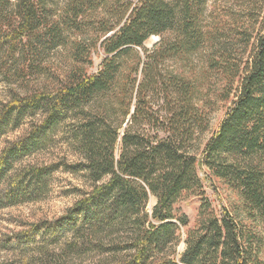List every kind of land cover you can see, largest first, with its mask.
Returning a JSON list of instances; mask_svg holds the SVG:
<instances>
[{"label":"trees","instance_id":"obj_1","mask_svg":"<svg viewBox=\"0 0 264 264\" xmlns=\"http://www.w3.org/2000/svg\"><path fill=\"white\" fill-rule=\"evenodd\" d=\"M52 2L0 0V142L23 131L0 150V210L42 201L58 170L84 185L2 246L17 264H264V0ZM59 133L74 161H29ZM211 178L242 218L215 211Z\"/></svg>","mask_w":264,"mask_h":264},{"label":"rangeland","instance_id":"obj_2","mask_svg":"<svg viewBox=\"0 0 264 264\" xmlns=\"http://www.w3.org/2000/svg\"><path fill=\"white\" fill-rule=\"evenodd\" d=\"M56 7L60 9L65 0H52ZM227 0H218L219 3ZM160 40L158 36H152L146 43L145 47L151 49ZM100 55L94 56V67L92 72H96L101 63ZM8 87L0 82V104L2 101L8 99ZM231 102L219 103L218 109L212 114L211 128L206 134L205 138H209L212 133L218 130L221 121L225 118ZM22 129L11 132L5 136L0 142V150L5 146L6 142L10 139L13 140L22 134ZM67 155L68 159L74 161L75 158L69 154L67 148L66 138L62 133L56 136V139L51 143L48 148L42 153L35 155L29 161L38 163L51 162L54 159ZM200 173L202 177L207 175L206 168H201ZM84 185V178L82 174H71L63 170H58L54 173L51 180V188L49 193L43 198L42 201L27 203L21 206H15L0 210V262H9L10 264H17L18 254L13 251L6 250L2 246L4 235H8L21 229H27L30 223L48 220L53 221L63 215L67 208H69L77 199L78 188ZM206 196L211 202L212 207L218 213L223 210H228L237 217H241L240 207L241 200L237 193L226 186L221 181L211 178L205 179L204 187ZM155 198H151L148 204V210H151L155 205ZM201 205V199L197 196L187 195L180 202L179 206L187 214L190 220V227L195 224L198 216V210ZM43 235H47L44 232ZM40 241L42 239H39ZM184 245L181 244L179 250L182 251Z\"/></svg>","mask_w":264,"mask_h":264}]
</instances>
